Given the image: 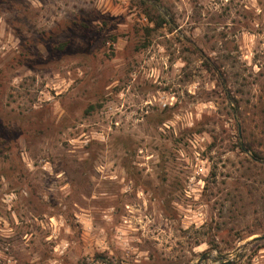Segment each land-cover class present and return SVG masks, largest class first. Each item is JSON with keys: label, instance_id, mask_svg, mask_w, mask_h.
I'll return each instance as SVG.
<instances>
[{"label": "rangeland", "instance_id": "1", "mask_svg": "<svg viewBox=\"0 0 264 264\" xmlns=\"http://www.w3.org/2000/svg\"><path fill=\"white\" fill-rule=\"evenodd\" d=\"M262 234L264 0H0V264H264Z\"/></svg>", "mask_w": 264, "mask_h": 264}, {"label": "water", "instance_id": "2", "mask_svg": "<svg viewBox=\"0 0 264 264\" xmlns=\"http://www.w3.org/2000/svg\"><path fill=\"white\" fill-rule=\"evenodd\" d=\"M260 239H264V234H262V235H256L255 237L252 238V240H260ZM201 260H202V258H200L198 260L197 264H199Z\"/></svg>", "mask_w": 264, "mask_h": 264}, {"label": "trees", "instance_id": "3", "mask_svg": "<svg viewBox=\"0 0 264 264\" xmlns=\"http://www.w3.org/2000/svg\"><path fill=\"white\" fill-rule=\"evenodd\" d=\"M61 46H63V45H61ZM256 158H257V156H256Z\"/></svg>", "mask_w": 264, "mask_h": 264}]
</instances>
